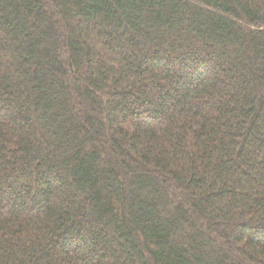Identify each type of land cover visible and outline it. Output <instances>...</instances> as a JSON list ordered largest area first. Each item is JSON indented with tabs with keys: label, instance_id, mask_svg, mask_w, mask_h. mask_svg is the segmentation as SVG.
I'll use <instances>...</instances> for the list:
<instances>
[{
	"label": "trees",
	"instance_id": "trees-1",
	"mask_svg": "<svg viewBox=\"0 0 264 264\" xmlns=\"http://www.w3.org/2000/svg\"><path fill=\"white\" fill-rule=\"evenodd\" d=\"M37 157L0 236L69 209L4 264H264V0H0V174Z\"/></svg>",
	"mask_w": 264,
	"mask_h": 264
},
{
	"label": "clouds",
	"instance_id": "clouds-1",
	"mask_svg": "<svg viewBox=\"0 0 264 264\" xmlns=\"http://www.w3.org/2000/svg\"><path fill=\"white\" fill-rule=\"evenodd\" d=\"M134 82L135 77L131 78ZM131 86V84H129ZM41 161L40 157L36 160L31 161L28 164H22L20 167L12 171L10 174H0V188L5 187L9 180L12 179L17 172L21 169H27L31 172L30 176L23 178V189L30 188L36 181L35 176L37 172L34 171V167ZM37 168V167H36ZM73 177L71 175L67 176V181L69 185L71 184ZM65 189H58L56 192L50 194V199L53 201L48 207H41L38 209L30 210L28 205L33 202H28L25 206L18 210V217L21 221L20 225H14V227H22L27 229L29 225H38L37 231H24L13 232L9 231V226L4 225L3 235L0 236V243L4 245L7 258V250L9 244L12 245L13 249L25 250L26 254H31L32 260H35L37 256L46 248L52 241V237L57 233V228L62 226L61 221L64 214L69 209V204L65 197ZM3 221H7L10 217L0 218ZM0 264H4V261H0Z\"/></svg>",
	"mask_w": 264,
	"mask_h": 264
}]
</instances>
